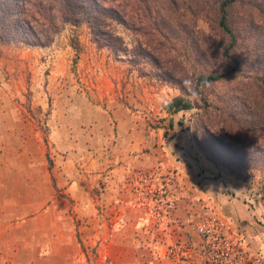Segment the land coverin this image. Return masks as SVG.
I'll use <instances>...</instances> for the list:
<instances>
[{
	"label": "rangeland",
	"instance_id": "obj_1",
	"mask_svg": "<svg viewBox=\"0 0 264 264\" xmlns=\"http://www.w3.org/2000/svg\"><path fill=\"white\" fill-rule=\"evenodd\" d=\"M219 2H149L147 13L154 15L158 26L162 25L169 32L165 42L162 36L155 35V43L162 50L160 56L159 52L153 54L162 66L159 68L152 63V57L137 56L138 48L147 50L146 38L153 34L146 25L147 19L143 29L141 24H135L141 28V33L115 27L116 35L124 41L128 51V54L120 53L117 59L92 44L83 25L59 27L50 44L44 47L0 40V124H28L37 135L39 150L37 147L33 150V144H23V147L32 154L38 150L47 171L53 169L56 174L54 167L58 164V169H71L76 179L81 174L92 176L86 209H81V187L76 200L53 187L55 199H63L67 205L71 242L64 251L71 255L68 262L65 257L62 260L53 256L48 264H203L204 257L220 252L230 253L234 264H264V203L247 197L248 192L257 191V184H247V189L235 177L243 185L244 195L240 198L246 204V212L244 220L232 221L228 216L233 214L227 215L224 211L227 204L222 203L224 198L212 200L203 194L206 186L216 190L211 182L216 179L214 173L202 175L193 163L186 170H180L167 162L169 158L173 163H186L179 145L171 141L179 131L189 136L193 148L204 157L191 138L201 112V98L211 101V105H221L224 98L239 90L243 77L251 71L242 64L238 72L218 83L200 86L195 91L189 85L196 74L223 73L233 67L232 62L221 56L228 39L214 23ZM143 14L146 16V10ZM169 14L171 17L167 20ZM228 21L234 32H240L238 48L231 57L243 62L248 52L243 44L252 42L259 49L261 59L264 55V0L235 3L228 9ZM58 55L68 61V75L63 85L68 90L71 125L81 130V124H76L77 120L81 123V102L101 107L107 124H112L113 120L107 116L116 103L131 112L143 113L150 140L144 147L139 145L128 151L145 154L144 164L139 157L114 158L110 153L116 152V146L110 143L81 144V139L77 141V131H71L73 140L65 145L62 142L54 145L48 139L51 116L53 120L59 116L52 114L55 97L47 89L51 88L50 60ZM165 60L170 64H165ZM169 66L171 70L167 69ZM262 67L264 64L260 63ZM175 80L181 82L183 89ZM176 97L191 104V108L181 111L184 113L172 134L167 124L161 122L169 120L165 106ZM193 98L198 101L195 103ZM161 149L170 156L158 157V152H163ZM64 158H68V165L59 164ZM148 191L155 196L148 197ZM227 197V200H239ZM158 207L165 212L161 213ZM234 212L237 214L236 210ZM32 264L46 263L38 259Z\"/></svg>",
	"mask_w": 264,
	"mask_h": 264
},
{
	"label": "crops",
	"instance_id": "obj_2",
	"mask_svg": "<svg viewBox=\"0 0 264 264\" xmlns=\"http://www.w3.org/2000/svg\"><path fill=\"white\" fill-rule=\"evenodd\" d=\"M50 63L51 71L48 79L51 88L47 89L55 97L52 114L56 113L59 116L56 120L51 116L48 139L54 145L60 142L65 145L70 139L73 140L71 131H77V141L81 139V144L110 143L116 146V152L110 153L114 158L132 159L131 157L134 156L141 158L144 164L145 154H134L128 150H133L139 145L144 147L150 140L151 134L145 115L141 112H131L127 107L116 103L110 109V116H107L113 120L112 124H107L106 113L101 107L83 105L81 102V123L79 120L76 122L81 124V130L80 127L72 126L69 118L71 105L67 96L68 90L63 85L64 78L68 75V61L63 55H58L52 58ZM56 102L60 103L56 104ZM183 113L179 111L169 114V120L161 124H167L168 131L173 134L176 131L174 127L179 124ZM169 123L172 124L173 130L170 129ZM158 133L157 130V135ZM174 140L179 145L178 150L186 163H173L168 158L167 162L171 167L186 170V167L189 168V164L193 163L199 167V172L214 173L216 179L211 182L216 190L206 186L203 194L212 200H217L218 197L222 200L224 198L222 203H227L223 207L224 211L227 215L229 212L230 215L233 214L228 216V219L244 220L246 204L240 198L244 195L241 182L233 176L217 172L211 163L193 148L186 133L180 131L175 133L171 138V141ZM36 143L37 135L28 124H0V264H32L37 263L38 259L48 264L47 261L53 256L62 260L65 257L68 262L71 254L69 251H64L71 242L67 205L63 199H55L54 186L59 190L58 193L75 200L81 187V209L87 208L92 176L81 174V176L77 175L76 179L71 169L63 167L58 169V164L54 167L56 174L53 169L47 171L45 163L41 160V154H38L39 147ZM23 144L35 145L33 150L37 147V153L32 154L31 151L25 150ZM161 150L163 152H158V157L170 156L164 149ZM8 154L12 157L8 158ZM21 156L23 159H19ZM67 160L68 158H64L59 164L66 165ZM93 177L95 178L96 175ZM67 179L70 181L67 182ZM227 196L239 200H227ZM238 202L240 205L237 204Z\"/></svg>",
	"mask_w": 264,
	"mask_h": 264
},
{
	"label": "trees",
	"instance_id": "obj_3",
	"mask_svg": "<svg viewBox=\"0 0 264 264\" xmlns=\"http://www.w3.org/2000/svg\"><path fill=\"white\" fill-rule=\"evenodd\" d=\"M239 1L220 0L214 18L217 30L228 39L221 56L232 62L233 67L223 73L196 74L194 84L190 81L189 85L195 91L200 86L218 83L238 72L242 64L249 66L251 71L243 77L239 90L230 93L221 105H211V101L201 98V112L191 138L204 158L222 173L237 177L246 188L247 184H257V191L248 192L247 197L264 203V67L260 68V63L264 64L261 61L264 55L260 59L259 49L250 42L243 44L248 50L243 62L231 57L238 48L240 32H234L230 26L228 9ZM149 2L154 0H0V40L44 47L50 44L59 27L83 25L91 43L117 59L120 53L128 54V51L124 41L116 35L115 27L141 33V28L135 24L142 27L147 19L146 25L153 34H148L144 45L150 52L138 48L137 56L152 57V63L159 68L162 66L153 54L159 52L160 56L162 50L155 43V35L162 36L165 42L169 32L162 25L158 26L154 15L149 16ZM143 10H146V16ZM170 17L167 15V20ZM167 49L168 45L164 47V53ZM165 64H170L169 60H165ZM170 68L172 66L167 67ZM166 73L169 77L168 71ZM175 84L183 89L180 81L175 80ZM193 101L198 100L193 98ZM190 108L191 104L180 97L165 106L169 114ZM168 125L172 127L171 123Z\"/></svg>",
	"mask_w": 264,
	"mask_h": 264
},
{
	"label": "built area",
	"instance_id": "obj_4",
	"mask_svg": "<svg viewBox=\"0 0 264 264\" xmlns=\"http://www.w3.org/2000/svg\"><path fill=\"white\" fill-rule=\"evenodd\" d=\"M202 175L204 174H208V173H205V172H201ZM214 177V176H213ZM155 192V191H154ZM153 192V193H154ZM164 193V192H163ZM146 195L148 197H154L155 195L152 194L151 191H148L146 193ZM161 198V196H160ZM169 207V206H168ZM157 209H161L163 210L162 208H157ZM161 212V211H160ZM164 213V211L162 212ZM158 214V213H157ZM203 264H234V260L231 258V254L230 253H227V252H220L218 255H214V256H209V258L207 257H204V261H203Z\"/></svg>",
	"mask_w": 264,
	"mask_h": 264
},
{
	"label": "flooded vegetation",
	"instance_id": "obj_5",
	"mask_svg": "<svg viewBox=\"0 0 264 264\" xmlns=\"http://www.w3.org/2000/svg\"><path fill=\"white\" fill-rule=\"evenodd\" d=\"M161 198H162V196H161ZM160 211H161V213H162L163 211L165 212V210H161V209H160Z\"/></svg>",
	"mask_w": 264,
	"mask_h": 264
}]
</instances>
